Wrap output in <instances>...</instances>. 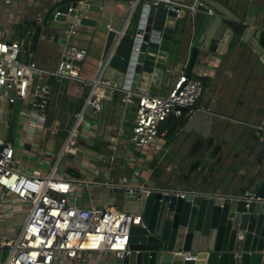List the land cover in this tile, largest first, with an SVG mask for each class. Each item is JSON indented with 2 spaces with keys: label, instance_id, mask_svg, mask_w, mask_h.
<instances>
[{
  "label": "crops",
  "instance_id": "crops-1",
  "mask_svg": "<svg viewBox=\"0 0 264 264\" xmlns=\"http://www.w3.org/2000/svg\"><path fill=\"white\" fill-rule=\"evenodd\" d=\"M58 1L0 0V30H4L2 37L6 40H19L23 46L22 59H34L44 69L56 66L67 45L85 48L88 56L83 62L82 74L88 79L95 78L130 12L129 1L105 0L99 10L76 9L79 19L74 35L69 36L67 27L63 26L53 29L49 36L42 35L39 42H33V29L29 27V20L44 7ZM232 1L241 2L245 7L251 6L252 21L264 20V0ZM89 2L93 3V0ZM23 40H28L29 46ZM236 47L238 48L235 49ZM236 47H229L225 54L208 52L209 56L206 58L200 57V64L194 68L200 71L206 89L198 102V108L189 117H171L162 125L157 140L159 146L165 145L171 149V146L177 145L178 140H183L184 143L185 157L181 161L185 165L181 168V175H175L178 180L176 185L168 181L159 185L157 180L149 179L145 182L136 178L142 171L150 174L151 164L136 155L135 151L139 149L130 147L132 143L129 138L136 116L135 105L123 108L116 94L105 128L100 130V119L85 117L80 124L78 153L62 157L57 173L78 181L79 193L86 205L123 206L124 199L117 203L113 198L115 195L112 194L117 190L105 185L109 178H122L130 185L142 188H174L184 191L202 187L207 193L240 194L234 191L233 185H223L222 180L226 176H232L238 182L235 189L243 187L248 168L244 162L249 158L247 162L253 165V161L258 159V153L253 152L252 148L241 155L238 150L242 141H246L254 130L251 125L252 115L264 101V65L248 44ZM188 51L190 50H186L182 66L168 62L167 69L174 70L173 76L187 68ZM31 53L32 56L29 55ZM45 79L50 87V100L46 110L35 114L29 109V100L21 102L12 138L9 137V129L7 132V139L16 149L15 167L28 174L45 173L53 166L60 153L55 135L61 133L66 138V130H69L74 115L82 107L88 92L86 85L72 78L58 80L46 75ZM174 81V78L168 79L162 85L160 94H166ZM164 88L166 93H163ZM47 116L60 124L66 120L62 128L58 127V133L51 134L47 130L50 124L56 125L57 122L43 127ZM161 138L166 141L161 142ZM147 147L143 149L148 153L157 151L154 144ZM128 163L131 166L129 170H135L129 179L126 178ZM215 188L216 191L213 190ZM118 195L120 194L117 192L116 197ZM15 202L18 205L14 206L19 207L20 202ZM3 209H6L5 206H0V210ZM6 215L19 226L22 216L13 213ZM16 227L11 233L3 235L12 234ZM86 259V264H123V261L108 252H92L87 254Z\"/></svg>",
  "mask_w": 264,
  "mask_h": 264
},
{
  "label": "built area",
  "instance_id": "built-area-1",
  "mask_svg": "<svg viewBox=\"0 0 264 264\" xmlns=\"http://www.w3.org/2000/svg\"><path fill=\"white\" fill-rule=\"evenodd\" d=\"M140 1L142 0H129L130 12L122 30L103 61L99 74L92 79L85 78L82 74L83 62L88 56L87 49L67 45L56 66L44 69L34 59L24 61L21 57L22 43L15 39H4V30H0V199L10 197L18 200L19 207L13 205L3 211L22 216L19 226L12 234H0V250L6 249L8 252L2 264H86V256L92 252H108L123 261L132 254L133 227L147 228L140 209L138 212H131L114 204L86 205L79 193L78 181L57 173L62 157L78 153L79 128L87 109L91 107L93 112L102 111L104 99L111 98L112 93L114 96L118 93L123 108L135 105L136 116L129 139L139 148L156 142L161 126L171 117H189L198 108V102L206 88L200 71L195 68L191 76L187 75L186 68L178 71L172 87L164 95L120 87L104 78L107 64ZM143 1L156 5L164 3L168 9L175 10L177 19L184 15V9L194 14L200 6H205L204 0ZM74 9L76 7L71 6L67 13L57 11L56 14L68 17ZM208 12L214 13L211 8ZM78 19L76 14L75 22L68 24L69 36L74 35ZM167 71L174 73L171 68ZM46 75L58 80H78L88 87V92L82 107L74 115L53 166L45 173L28 174L15 167L16 149L7 139V132L13 104L17 100H29V109L35 114L46 110L50 100ZM47 130L51 134L59 131L53 124ZM105 185L117 191L128 188L129 194L139 188L137 200L141 198L142 191L149 194L153 190H161L165 194H175L181 198L195 193L194 189L180 191L174 188L134 187L124 179L117 181L114 178H109Z\"/></svg>",
  "mask_w": 264,
  "mask_h": 264
},
{
  "label": "water",
  "instance_id": "water-1",
  "mask_svg": "<svg viewBox=\"0 0 264 264\" xmlns=\"http://www.w3.org/2000/svg\"><path fill=\"white\" fill-rule=\"evenodd\" d=\"M89 1L61 0L44 7L29 20L32 41L37 43L53 29L74 23L78 11L99 10L105 2ZM204 4L196 13L189 10L187 13V27L192 35L187 75L191 76L202 49L225 54L234 36L248 44L264 65V20L242 18L219 0H204ZM71 6L79 10L74 9L68 17L56 14L57 11L67 13ZM209 8L213 14L208 12ZM176 15L175 10L168 9L164 3L140 1L107 64L104 78L120 87L159 95L168 79L176 80V76L167 71L176 42ZM113 96L112 93V98L104 99L101 112H93L91 107L86 111V118L100 119V130L108 122ZM21 102L17 100L13 106L10 138ZM259 112L249 139L253 140V151L258 153V159L253 175L238 189L240 194L207 193L199 187L186 198L153 190L149 194L142 191L137 200L139 188L132 194L128 188L117 191L124 195L122 208L131 212L140 209L147 223V228L133 227L132 254L124 258L123 264H264V104ZM251 185L255 190H249ZM7 253L6 249L0 250V264Z\"/></svg>",
  "mask_w": 264,
  "mask_h": 264
},
{
  "label": "rangeland",
  "instance_id": "rangeland-1",
  "mask_svg": "<svg viewBox=\"0 0 264 264\" xmlns=\"http://www.w3.org/2000/svg\"><path fill=\"white\" fill-rule=\"evenodd\" d=\"M222 1V0H221ZM223 3L229 5V7L231 9H233L236 13H240V16L242 18H246V17H250L251 15V6L245 7L244 4H242L241 2H236L234 3L232 0H223ZM245 2V1H244ZM187 13L188 10L184 9V15L178 19L177 22V27H176V34H175V44L173 46V50L170 54L169 57V63L171 62L172 64L176 65L177 63H179L181 66L184 63V59H186V50L188 49V45L191 42V31L190 29L187 27V23L189 22L187 19ZM241 13L243 15H241ZM25 41V44H28V40H23ZM238 45H242V46H246V44L242 41L239 40V38H237L236 36L233 37L229 47H236ZM29 46V44H28ZM30 46H32L33 48V44H31ZM238 47H236L235 49H237ZM206 58V56L208 55V52L205 50H201L200 51V55H199V59L197 60L196 65L200 64V57ZM197 67V66H196ZM163 93H166V88H164ZM264 93V91H262V94ZM264 98V97H263ZM264 104V101L262 103V105ZM259 109L252 115V119H251V123H254L257 118L259 117ZM52 122H57L56 126L62 128L65 125L66 120H63V123L60 124L57 120L55 119H51L49 116H47L46 118H44V122H43V127L49 125ZM250 122V121H249ZM252 125V124H251ZM69 127V126H68ZM68 129V128H67ZM81 131V128H79ZM68 131V130H66ZM58 145L57 147L59 148V151L65 141V136L63 134H56L55 135ZM160 137V135H159ZM158 137V138H159ZM250 137V138H249ZM248 137V140L246 141H242L243 143L241 144V147H239V153L240 155L247 149L252 148L253 149V140H249L251 139V135ZM177 139V137H176ZM175 139V140H176ZM253 139V138H252ZM158 140V139H157ZM154 142L153 144L155 146H157V151L153 154L148 153L145 149H147L148 147H146L145 149L143 148H138L136 146V143L131 142L132 144L130 145V147L136 148L138 151L136 152V155H138L139 158H143V160L147 161V164H151V169H150V174H148L147 171H142V173L136 175V178L147 182L149 179L151 181L157 180L158 182H160L159 185H162L163 182L168 181V182H172L173 184L176 185V183H178V180L176 179L175 175L182 173L181 168L182 166L185 165V163L183 161H181L183 158L184 154V143L183 140H178L177 141V145L171 146V149L165 145H158L157 141ZM166 141V139L161 138V142ZM152 144V145H153ZM164 150V151H162ZM106 151V150H105ZM108 152V151H107ZM254 152V151H253ZM257 153V152H255ZM185 157V156H184ZM249 159V158H247ZM247 159L244 163H246L247 168V177H249L250 175H253V172L255 171V167L256 165H254L256 162L253 161V165L251 163L247 162ZM238 163V162H236ZM128 170L131 168L130 164L128 163L127 165ZM133 170V169H132ZM129 170L128 172H126V178L129 179L128 177L133 176L132 173L135 172V170ZM235 170V168H234ZM230 175V173H229ZM150 176V178H149ZM115 180H119L122 178H114ZM245 183V181H243ZM242 182V183H243ZM181 184V183H180ZM222 184L223 185H233L232 188H234L235 192H239L238 189H235L238 185L237 180H234L232 176H226L223 180H222ZM246 184V183H245ZM221 185V184H218ZM217 188L213 189L216 191ZM249 190L253 191L255 190L254 185L249 186ZM116 193L117 191H115L113 196L115 202L117 201V203H120L123 199H124V195L120 194L118 195V197H116ZM110 196V195H109ZM16 200H12L10 197H3L0 199V206H5V208H11L13 205H18L16 202ZM16 222L7 217L6 212L4 213L2 210H0V234H7V233H11L10 231L14 230L16 227ZM17 229V227H16Z\"/></svg>",
  "mask_w": 264,
  "mask_h": 264
},
{
  "label": "trees",
  "instance_id": "trees-1",
  "mask_svg": "<svg viewBox=\"0 0 264 264\" xmlns=\"http://www.w3.org/2000/svg\"><path fill=\"white\" fill-rule=\"evenodd\" d=\"M117 97H119V96L117 95ZM162 128H163V127L161 126L160 131L162 130Z\"/></svg>",
  "mask_w": 264,
  "mask_h": 264
}]
</instances>
